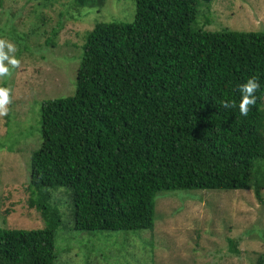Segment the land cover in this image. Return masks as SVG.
<instances>
[{"label":"trees","instance_id":"trees-1","mask_svg":"<svg viewBox=\"0 0 264 264\" xmlns=\"http://www.w3.org/2000/svg\"><path fill=\"white\" fill-rule=\"evenodd\" d=\"M106 2H70L72 19L98 15L73 58L74 93L41 107L26 191L42 225L0 227V264H56L62 189L81 232L152 229L160 191L254 189L264 201V31L195 28L198 0H136L130 23L120 7L106 20ZM251 76L260 88L247 117L222 109Z\"/></svg>","mask_w":264,"mask_h":264},{"label":"rangeland","instance_id":"rangeland-1","mask_svg":"<svg viewBox=\"0 0 264 264\" xmlns=\"http://www.w3.org/2000/svg\"><path fill=\"white\" fill-rule=\"evenodd\" d=\"M70 2L0 3V41L14 45L9 55L18 61L15 68L9 66L8 75H0V87L9 90L10 101L7 114L0 116V141L6 142L0 147V227L42 225L39 213L27 203L26 191L30 152L41 137V107L47 99L74 93L80 63L73 58L81 53L85 32L93 28L98 15L96 9L83 19H72ZM198 5L195 28L264 31V0H198ZM135 8L136 0H107L101 12L106 20L117 17L130 23ZM12 32L24 35V41ZM62 191L53 193L65 223L56 233V264H260V258L264 260V201L254 189L160 191L152 229L91 232L75 230L73 220L68 221L73 202ZM229 239L239 253L233 252Z\"/></svg>","mask_w":264,"mask_h":264},{"label":"clouds","instance_id":"clouds-1","mask_svg":"<svg viewBox=\"0 0 264 264\" xmlns=\"http://www.w3.org/2000/svg\"><path fill=\"white\" fill-rule=\"evenodd\" d=\"M6 48L7 52L3 49ZM15 51L12 43L0 41V75L6 76L9 74L11 66L15 68L18 65V61L10 56V53ZM6 62V63H5ZM260 88V83L255 76L247 78L244 83L237 86V90L240 94L239 101L233 100H221L219 106L224 110L236 109L241 117H247L249 110L256 104V92ZM9 90L4 87H0V116L7 114L6 105L9 103Z\"/></svg>","mask_w":264,"mask_h":264}]
</instances>
